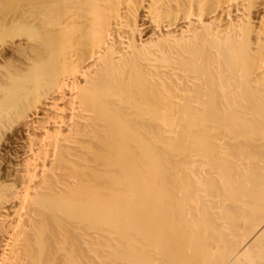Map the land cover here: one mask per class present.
<instances>
[{
	"label": "bare ground",
	"instance_id": "obj_1",
	"mask_svg": "<svg viewBox=\"0 0 264 264\" xmlns=\"http://www.w3.org/2000/svg\"><path fill=\"white\" fill-rule=\"evenodd\" d=\"M2 2L0 264H264V0Z\"/></svg>",
	"mask_w": 264,
	"mask_h": 264
},
{
	"label": "rangeland",
	"instance_id": "obj_2",
	"mask_svg": "<svg viewBox=\"0 0 264 264\" xmlns=\"http://www.w3.org/2000/svg\"><path fill=\"white\" fill-rule=\"evenodd\" d=\"M3 0H0V2H2ZM6 1V0H5ZM3 3V2H2ZM2 3H0V6H2V8L1 9H3V5H4V3H3V5H2ZM15 3V2H14ZM16 3H19V2H16ZM19 4H21V3H19ZM17 4H14V6H16ZM13 6V5H12ZM5 7V6H4ZM7 8H8V6H7ZM5 9V8H4ZM5 11V10H4ZM0 12H1V10H0ZM2 33V32H1ZM15 39H13L14 41H15V43L17 44L19 41V37L17 36V39H16V36L14 37ZM6 39V38H5ZM11 39V38H10ZM6 40H9V38H7ZM12 40V41H13ZM11 41V40H10ZM18 41V42H17ZM12 44V45H11ZM10 45L13 47H11L9 44V46H10V48H8V45H7V51H8V54L6 55L7 57H8V60L10 59V60H12L11 61V63H14V62H16L17 60H18V56H16L17 54L12 50V49H14V43H11ZM12 48V49H11ZM55 47L53 46V48L51 47V53H49V56H48V58L47 59H45V60H43V61H41V62H38L37 63V66L39 65V71H41L40 69H42V74L43 73H46L47 71H51L52 69H53V66H54V64H56V60H57V58H58V56L60 55L59 53V51H57L58 49L57 48H55ZM12 50V52H14L15 54H13L12 52H10L11 50ZM57 49V50H56ZM12 54V55H11ZM9 55V56H8ZM6 57V58H7ZM9 57H13L12 59L11 58H9ZM57 57V58H56ZM17 58V59H16ZM13 60H14V62H13ZM55 62V63H54ZM17 63H18V61H17ZM8 66H4V70L7 72V71H11V70H9L8 68L10 67V69H12V66H10V64H7ZM35 66H36V63H35ZM37 66H36V68H37ZM35 68V67H34ZM3 69H1V73H3L4 71H3ZM8 69V70H7ZM34 70H36V69H34ZM38 70V69H37ZM37 70L36 71H34V72H36L37 73ZM3 71V72H2ZM36 73H33V74H35L36 76L37 75H39L38 73L36 74ZM35 76V77H36ZM30 78L32 77L34 80H35V78L33 77V75L32 76H29ZM30 78H28L29 79V81H30ZM36 78H38V76L36 77ZM27 79V78H26ZM25 79V82H27V85H26V87H28V88H26L25 87V89H26V92L25 91H23V88L24 87H22V92L19 90V92H18V94H16L15 96H14V98H12L11 96L9 97V99H19L18 97L20 96V94L22 95V96H25L26 94H27V91H29L30 90V88L32 89V87H33V84L31 85V83H33L34 81H32L31 83H29V81L28 80H26ZM38 80H41V78L40 79H37V81ZM14 82V81H13ZM23 83L22 84H24V81H22ZM40 82V81H39ZM67 82H69V81H67ZM72 82V81H71ZM71 82H69V85H70V83ZM29 83V84H28ZM34 83H37L36 82V80H35V82ZM13 84V83H12ZM26 84V83H25ZM29 85V86H28ZM31 85V86H30ZM35 85V84H34ZM16 86V85H15ZM25 86V85H24ZM14 88V87H13ZM16 88V87H15ZM34 88H36V87H34ZM33 88V89H34ZM17 89H19L18 87H17ZM16 89V92L18 91ZM21 89V88H20ZM24 89V90H25ZM37 89V88H36ZM15 93V92H14ZM20 93V94H19ZM21 98V97H20ZM8 99V100H9ZM16 103H18V101H15L14 103H12L11 102V104H9V106L6 104V102H3V101H1L0 100V109L1 108H5V107H15L16 106ZM39 114H41V113H39ZM9 125H10V123H9ZM8 125V126H9ZM11 127V128H10ZM8 129H6V130H9V131H6L5 130V133H2L1 135H2V138L0 139V185H1V188H0V200H3V201H11V200H13V199H15L17 196H18V192H19V189L18 188H16L15 186H11V178H10V174H11V170H12V167L16 164V160H17V158H16V156H19L20 155V151H21V148H20V146H21V144H22V141H23V139H24V130L22 129V127L18 124H12V126H10Z\"/></svg>",
	"mask_w": 264,
	"mask_h": 264
}]
</instances>
